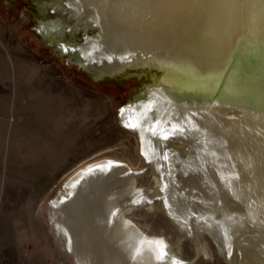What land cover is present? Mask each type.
Here are the masks:
<instances>
[{"label": "bare ground", "instance_id": "obj_1", "mask_svg": "<svg viewBox=\"0 0 264 264\" xmlns=\"http://www.w3.org/2000/svg\"><path fill=\"white\" fill-rule=\"evenodd\" d=\"M31 1L36 5L39 34L73 65L95 80H142L135 95L121 108L123 114L120 110L125 128L139 134L144 130H165L160 135L167 130L186 134V130H212L217 114L242 121L249 130L258 124L264 126V0ZM58 14L66 15L74 24H66ZM186 135L193 136L190 146L195 148L199 133ZM146 137L161 148L166 145V141ZM188 143L181 137L173 146ZM258 145L253 147L254 153L264 142ZM189 148L183 150L189 153ZM239 149V158L246 159L248 153ZM115 165L120 169H101ZM117 174L127 178L120 188L110 182ZM136 175L123 162L99 160L78 170L66 182L65 193L51 201L52 226L76 264H152L162 252L176 246L177 242L166 237L146 234L130 219L134 211L150 209L151 203L165 208L167 201L166 197L158 200L159 189L138 187ZM263 181L264 174L250 186ZM256 190L254 187L251 193L257 195ZM244 194L239 192L238 199L243 200ZM238 199L230 201L229 213L221 206L222 218L233 219L235 211L244 210ZM260 200L254 201L256 206L247 203L251 217L259 222L264 217V199ZM197 206L216 211L211 201L200 200ZM191 227L201 238L194 242L197 251L207 256L200 229ZM227 229L228 246L243 249L245 243L236 240L243 233L233 232L231 226ZM239 259L250 262L236 254L235 261ZM193 260L180 257L176 264H192ZM235 261L230 259V264Z\"/></svg>", "mask_w": 264, "mask_h": 264}, {"label": "rangeland", "instance_id": "obj_2", "mask_svg": "<svg viewBox=\"0 0 264 264\" xmlns=\"http://www.w3.org/2000/svg\"><path fill=\"white\" fill-rule=\"evenodd\" d=\"M57 16L66 24H74L66 15ZM37 17L36 5L31 0H0V80L9 82L11 86L10 92H6L4 97L8 95L7 98L14 102L23 97L27 102L37 94L31 89L18 86L22 79L20 64L27 62L30 57L47 64L58 79L72 81L75 87L78 86L89 97V130H73L75 160L84 154V162L64 168V173L59 169L58 181L51 184L47 196L40 200L38 214H6L3 209L5 200L0 198V206L3 203L0 207V264H44L42 258L47 264H76L75 257L62 246L52 226L49 211L51 201L65 193V184L70 177L91 163L112 159L127 164L138 173L135 176L138 187L157 191L159 183L152 166L142 153L140 134L125 128L120 121L121 108L135 95L142 80L137 77L93 79L42 38L38 32ZM21 47L26 48L27 55ZM10 146V151L9 143L5 148L4 182L7 176L11 177V143ZM13 201L17 200L11 199V203ZM129 217L148 235L163 236L171 242H178L181 238L169 216L157 206L139 209L130 213ZM21 225H26L28 231L21 230ZM204 241L209 251L207 256L201 252L195 260L196 245L185 238L180 246V257L184 260L194 259L192 264H227L218 254L209 235H204Z\"/></svg>", "mask_w": 264, "mask_h": 264}, {"label": "water", "instance_id": "obj_3", "mask_svg": "<svg viewBox=\"0 0 264 264\" xmlns=\"http://www.w3.org/2000/svg\"><path fill=\"white\" fill-rule=\"evenodd\" d=\"M215 120L218 122L211 123L214 125L212 130L207 128L186 130L188 134L190 131L199 133L195 141V148L190 146L192 135L178 134L176 130H167L164 135L159 133L165 130H144L139 135L142 142V153L152 166L159 183L161 194L158 196V200L165 197L167 199V206L159 209L169 216L181 234L176 246L173 249H166L167 255L164 256V259L161 260L159 257L154 260V264H172L171 260L179 259L180 246L185 238H189L192 242H200L201 238L191 226L199 228L202 237L207 234L212 238L218 254L227 264H230V259L235 261L236 254L250 262L239 259L231 264H264V217L260 219V222L256 221L251 217L250 210L252 211V209L250 207L247 209L248 201L249 206L251 204L256 206L254 201L264 199V195L258 197V195L264 194V181L254 186L257 189L254 193L257 195L251 193L254 190V187L251 186L260 181L261 175L264 174V145L261 150H257L255 153L253 148L258 143L264 142V126L258 124L256 128L249 130L242 121L235 122L234 119L224 118L220 114L216 115ZM222 125H228L231 128L224 130ZM179 131L185 132V130ZM146 135L155 137L156 140L166 141V145L161 148L156 145L158 143H152L147 139ZM165 136L168 138L164 139ZM169 136L175 140L181 137L185 138L189 143L183 147H174L175 140L170 139ZM243 143L245 146L241 145ZM186 146L190 147L189 153L183 150ZM239 148H244L248 153L246 159L239 158ZM198 163L200 165H197ZM109 167L104 166L101 169L110 172L113 169H120V166L116 165ZM142 172L144 170L140 171V173ZM198 174L202 177L199 178ZM115 176L110 182H115L113 184L115 187H122L126 183V174L123 177L119 174ZM207 185H211V188L208 189ZM239 192L245 193L244 197H241L244 198L243 200L238 199ZM254 196L257 198L253 199ZM234 199L243 203L244 210L235 211L233 219H228L226 216L222 218L223 215L219 209L224 205L229 213L231 211L230 201H236ZM200 200L211 201V206L215 207L216 211L205 206L198 207L197 204ZM151 204L150 209L156 206L154 203ZM245 210H249V212H245ZM226 222H228V226H231L233 232L243 233L236 237V240L239 238V242L245 243L243 249L237 250V245H234V249L228 246V226L224 225ZM149 243L162 245L155 241ZM230 249L233 250L231 257L228 255ZM200 254L201 251H197L195 260Z\"/></svg>", "mask_w": 264, "mask_h": 264}, {"label": "crops", "instance_id": "obj_4", "mask_svg": "<svg viewBox=\"0 0 264 264\" xmlns=\"http://www.w3.org/2000/svg\"><path fill=\"white\" fill-rule=\"evenodd\" d=\"M48 67L30 57L20 64L18 86L37 93L30 102L4 97L11 86L0 80V198L5 200L0 207L6 214H38L39 202L58 181L59 169L64 173V168L84 162V154L75 160L73 130H89V97L72 81L58 79ZM7 143L13 151L9 153L11 177L4 182ZM11 199L17 201L11 203ZM21 230L28 228L21 225ZM41 261L47 264L44 258Z\"/></svg>", "mask_w": 264, "mask_h": 264}, {"label": "snow or ice", "instance_id": "obj_5", "mask_svg": "<svg viewBox=\"0 0 264 264\" xmlns=\"http://www.w3.org/2000/svg\"><path fill=\"white\" fill-rule=\"evenodd\" d=\"M108 59L111 60V57H109ZM121 59H127V57H122ZM123 112H124V109H121V114H123ZM125 126L126 127H135L134 125H131V124H126ZM167 138H168L167 136L164 137V139H167ZM113 163H115V162H113ZM116 166H119V165H116ZM134 203H139V201H134ZM149 203H151V201H149ZM165 204L167 206V201H165ZM113 215H115V213H113ZM166 255H167V252L165 250L164 252L161 253L160 259L163 260L164 256H166ZM228 255H229V257H231L232 253L229 252ZM172 264H176L175 258L173 259ZM181 264H183V262H181Z\"/></svg>", "mask_w": 264, "mask_h": 264}]
</instances>
